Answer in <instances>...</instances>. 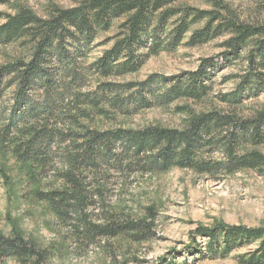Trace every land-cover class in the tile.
<instances>
[{"label":"trees","instance_id":"16d2710c","mask_svg":"<svg viewBox=\"0 0 264 264\" xmlns=\"http://www.w3.org/2000/svg\"><path fill=\"white\" fill-rule=\"evenodd\" d=\"M178 1L86 0L75 8H57L47 17L21 9L15 15H7L0 25V45L18 44L24 51L0 66V101L7 90L15 93L8 124L0 128V144L8 145L21 162L30 164L35 180L54 172L61 187L47 192L37 190L34 198L50 204L60 219L76 221L87 240L126 237L142 243L157 235L152 209L149 217L134 218L117 216L112 207L106 206L103 180L109 171L146 174L181 168L209 175L242 170L264 172V153L259 149L264 146V110L251 118L211 111L192 116L182 130L159 126L100 130L87 124L95 114L129 116L140 109L152 108L153 101L162 106L179 99L201 101L207 95L202 80L207 69L215 67L213 60H205L197 72L187 75L183 85L173 84L168 90H159L153 99L143 93L147 82L126 85L103 82L94 92L87 93L71 90L67 78L72 76V80L80 82L81 74L61 68L65 60L73 65L77 62L67 52L68 44L91 43L98 30H108L116 19L124 18L122 31L113 46L93 64V76L110 80L139 71L146 57L140 51L146 49L149 39L157 42L158 32L164 31L168 20L178 17L177 26L170 32L172 45H179L193 24L206 20V27L193 33L188 45L224 37L222 46L227 59L246 52L248 74L227 101L240 104L244 93H264V25L241 20L225 0H206L210 9L195 13L169 8ZM53 62H57L64 78L58 90L54 88ZM38 85L51 95L50 103L41 110L32 104L25 112L30 91ZM135 88L138 92H129ZM214 151L222 155V160L206 157ZM56 161H60L59 168ZM91 207L106 210L104 221L90 220ZM195 236L207 239L211 252L221 250L224 254L256 243L257 250L241 262L264 264V227L217 225L199 228ZM8 260L48 264L47 253L21 234L7 237L0 231V263Z\"/></svg>","mask_w":264,"mask_h":264},{"label":"rangeland","instance_id":"374dc122","mask_svg":"<svg viewBox=\"0 0 264 264\" xmlns=\"http://www.w3.org/2000/svg\"><path fill=\"white\" fill-rule=\"evenodd\" d=\"M86 0H0V25L7 15H15L21 9L32 10L40 17H47L57 8L71 9ZM241 20L252 25H264V0H225ZM169 8L190 10L191 13L209 10L206 0H180ZM123 19L111 22L108 30H98L91 43L79 41L68 44V51L77 60L62 64L64 70L81 74V81L67 78L71 90L94 92L103 82L117 85L148 83L144 92L153 99L159 90H168L173 84L183 85L189 73L197 72L205 60H213L215 67L207 69L202 84L207 86V95L201 101L175 100L170 105L153 101L150 109H140L129 116L93 115L87 124L100 130L125 128L141 130L150 126L185 129L192 116L218 111L234 113L242 118H251L264 110V93H244L242 102L231 101V95L240 88L248 74L246 52L235 59H227L222 46L226 38L206 43L188 45L191 35L206 27L207 22L193 24L179 45H172L170 32L177 26L178 17L167 22L164 31H159L157 42L149 39L146 56L139 71L123 77L102 79L92 75L93 64L109 50L121 33ZM156 27V20L154 21ZM155 47H153V46ZM24 52L18 44L0 45V66ZM51 65L55 90L64 78ZM135 88L130 93L138 92ZM51 93H53L51 91ZM48 94V95H47ZM30 105L38 110L47 106L51 95L46 89L35 86L30 91ZM15 106L14 90H7L0 101V128L8 124ZM21 124V120H19ZM264 153V146L259 148ZM213 161L222 160L217 151L207 154ZM60 161H56L59 168ZM55 168H53L54 170ZM106 169L102 170L105 173ZM0 231L7 237L21 234L38 250L46 252L48 264H242L241 260L258 248V244L234 249L229 254L221 250L211 252L208 240L195 236L199 228L217 225L264 227V172L242 170L214 175L199 173L192 169L172 168L161 173L109 171L103 180L106 184L105 202L117 216L131 215L134 218L149 217V209L155 213L156 237L150 241L135 243L129 238L115 240L98 237L87 240L76 221L60 219L50 204L34 198L37 190L44 192L60 188L62 183L54 172L42 178L33 177L30 164L21 162L8 145L0 144ZM106 208V207H105ZM92 222H102L106 210L91 207L88 211ZM81 230V231H79ZM2 263V261H1ZM0 263V264H1ZM2 264H20L15 260Z\"/></svg>","mask_w":264,"mask_h":264}]
</instances>
